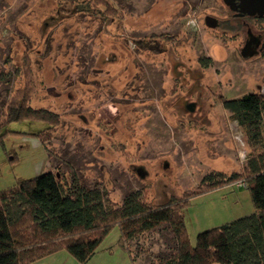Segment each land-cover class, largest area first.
<instances>
[{"label":"rangeland","instance_id":"374dc122","mask_svg":"<svg viewBox=\"0 0 264 264\" xmlns=\"http://www.w3.org/2000/svg\"><path fill=\"white\" fill-rule=\"evenodd\" d=\"M236 6L0 0V122L24 92L31 108L58 117L44 142L28 134L36 125L6 126L13 133L0 143V190L52 172L66 187L99 189L111 207L133 192L159 206L198 192L211 173H241L251 150L221 101L264 97V13L245 18ZM248 47L255 54L245 57ZM253 212L243 184L192 197L183 212L191 246L198 233ZM118 237L115 226L95 261L131 264L125 251L103 250ZM126 248L134 264H158L174 240L162 224Z\"/></svg>","mask_w":264,"mask_h":264},{"label":"trees","instance_id":"16d2710c","mask_svg":"<svg viewBox=\"0 0 264 264\" xmlns=\"http://www.w3.org/2000/svg\"><path fill=\"white\" fill-rule=\"evenodd\" d=\"M221 103L251 150L241 173H211L201 180L198 192L159 206L133 192L111 207L99 189L66 187L52 172L22 180L15 188L0 190V264H32L60 251L87 264L115 226L117 247L130 255L126 241L162 224L170 228L174 248L158 264H264V97L251 93ZM3 115L0 143L13 133L6 129L12 122L36 125L37 131L28 134L41 142L58 125L54 114L30 107L26 92L12 98ZM41 124L47 129L39 130ZM239 182L249 192L254 212L198 233L191 246L183 218L191 198Z\"/></svg>","mask_w":264,"mask_h":264},{"label":"crops","instance_id":"0c3cea01","mask_svg":"<svg viewBox=\"0 0 264 264\" xmlns=\"http://www.w3.org/2000/svg\"><path fill=\"white\" fill-rule=\"evenodd\" d=\"M117 247V245H116ZM113 247L114 249L111 250L112 248L111 247H106L104 248L103 250L104 251H108V252H113L115 249H118L119 247ZM121 249V248H119ZM123 250V249H121ZM98 251V250H97ZM125 251V250H123ZM126 252V251H125ZM127 253V252H126ZM96 254L97 252L94 254V256L87 262V264H100L101 261H95V257H96ZM112 254V253H111ZM129 259H130V262L131 264H133L132 262V257L131 255H129L127 253ZM109 261V260H108ZM108 261H105V262H108ZM32 264H78L77 261L71 257L67 252L65 251H60V252H57L55 254H52V255H49L43 259H40V260H37L36 262L32 263Z\"/></svg>","mask_w":264,"mask_h":264},{"label":"water","instance_id":"95a60500","mask_svg":"<svg viewBox=\"0 0 264 264\" xmlns=\"http://www.w3.org/2000/svg\"><path fill=\"white\" fill-rule=\"evenodd\" d=\"M233 1L234 0H224L225 3L229 2L230 6ZM239 1H240L239 11L242 13V15L246 14V12L251 9H258V12H257L258 16L264 13V7H263L264 0H239ZM247 14L251 16V13L247 12ZM207 20H210V19L207 18ZM210 21L214 25V21L212 19ZM254 54H255L254 47H251V48L248 47L247 51H245V57H249Z\"/></svg>","mask_w":264,"mask_h":264},{"label":"flooded vegetation","instance_id":"af4514ba","mask_svg":"<svg viewBox=\"0 0 264 264\" xmlns=\"http://www.w3.org/2000/svg\"><path fill=\"white\" fill-rule=\"evenodd\" d=\"M232 4L233 5H237L236 7H237V10L239 11L240 9H239V6H240V1L239 0H234L233 2H232ZM264 16V15H263ZM257 18H261L262 17V15L261 16H256ZM245 18H254V16H246Z\"/></svg>","mask_w":264,"mask_h":264},{"label":"built area","instance_id":"2783aa9c","mask_svg":"<svg viewBox=\"0 0 264 264\" xmlns=\"http://www.w3.org/2000/svg\"><path fill=\"white\" fill-rule=\"evenodd\" d=\"M237 184H243V183L239 182V183H237ZM243 185H244V184H243Z\"/></svg>","mask_w":264,"mask_h":264}]
</instances>
